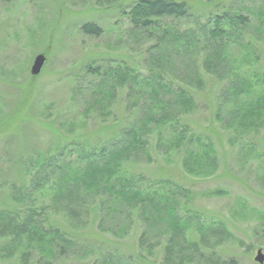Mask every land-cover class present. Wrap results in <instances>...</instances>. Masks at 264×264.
Returning a JSON list of instances; mask_svg holds the SVG:
<instances>
[{
	"label": "rangeland",
	"instance_id": "1",
	"mask_svg": "<svg viewBox=\"0 0 264 264\" xmlns=\"http://www.w3.org/2000/svg\"><path fill=\"white\" fill-rule=\"evenodd\" d=\"M136 1L0 0V213L21 222L34 209L46 236L62 235L29 248L0 235V264H166L174 217L188 223L189 247L178 243L172 264H259L264 255V129L226 127L235 83L250 84L244 101L264 94V0H176L188 17L157 18L148 30L130 22ZM224 15L246 22L225 27L216 60L207 31ZM180 91L192 111H182ZM126 131L139 144L77 203L63 199L58 175L39 172L41 159L63 150V162L77 161L79 149ZM201 144L217 161L209 175L183 167Z\"/></svg>",
	"mask_w": 264,
	"mask_h": 264
},
{
	"label": "trees",
	"instance_id": "2",
	"mask_svg": "<svg viewBox=\"0 0 264 264\" xmlns=\"http://www.w3.org/2000/svg\"><path fill=\"white\" fill-rule=\"evenodd\" d=\"M163 17H174L177 19L187 18L188 9L186 3L177 2L176 0H138L132 5L129 12L130 22L135 29L140 28L148 30L153 24V20ZM245 22L246 19L241 15H224L215 18L212 27L207 31L209 39L214 42V45H211L212 57L216 60L222 58L218 56H222L223 50L226 47L225 45L227 43L224 41L225 36L228 35L229 30H232H226L225 27L231 25L236 29L241 27ZM262 29L264 30V22H260L259 30ZM82 31L94 36L100 34L96 26L93 25L83 26ZM166 34L168 36V32H166ZM249 86L250 84L239 85L235 83V85L231 87L233 106L227 109V115L229 116L227 118V130L237 131V133L238 131L248 133L257 128L259 130L264 129V94L256 96L252 101H244V94L247 93ZM186 94V92L180 91L177 95L179 97L178 101L181 102L179 106L182 111L183 109L192 111L194 109V103L192 99L191 101L184 99ZM131 131H126L120 138L107 145V147H100L97 151L83 148L79 149L78 152H76L79 154L78 158H76L77 161L75 160L69 163L66 161L63 162V150L59 151L58 155L48 158L47 160L41 159L38 167V169H40L39 172H42L44 176L48 171L53 174V176L54 174L58 175L63 184L62 187H60V193L62 192L63 195L65 194L63 199L72 200L73 203H77L81 198L78 193H80L82 189L85 190V188L91 185L97 188V186L107 180L110 168L106 167L111 164L115 156L120 155L132 145L139 144L136 141L138 138L137 131ZM184 133L185 132L182 130L176 132L175 138H173V141H175L174 143L177 145L184 143L186 141ZM191 141H194V138H191ZM199 147V149H201L199 152H190L192 155L186 156V160L189 162L184 163L183 167L188 172L196 175L212 174L217 168L215 155L207 144H201ZM40 178H42V175H40L39 179ZM41 182L42 180H39L37 184L33 186L35 191L42 189ZM36 216V210L28 209L23 221L20 222L18 221L19 218L17 215L11 214V212L0 213V235L5 236V234L11 233L14 235V243L17 242L19 246L22 244L26 245L27 248L31 247L33 243L43 247L48 237H51L54 241L57 237L62 238V235L59 234L54 236V232L46 236L42 224L35 219ZM188 227L189 225L187 222H182L174 217L171 226L173 234L168 245L165 247L166 264H172L173 259H176L177 244L181 243L182 240L187 245V247H183V250L187 251L189 245L184 235ZM199 229H204V226H200Z\"/></svg>",
	"mask_w": 264,
	"mask_h": 264
},
{
	"label": "water",
	"instance_id": "3",
	"mask_svg": "<svg viewBox=\"0 0 264 264\" xmlns=\"http://www.w3.org/2000/svg\"><path fill=\"white\" fill-rule=\"evenodd\" d=\"M45 63H46V58H45V55H38L35 59H34V62H33V65L31 67V75L32 76H38L43 67L45 66ZM256 258H255V261L258 262L259 264H263L264 263V255L262 254L261 250H258L257 253H256Z\"/></svg>",
	"mask_w": 264,
	"mask_h": 264
}]
</instances>
